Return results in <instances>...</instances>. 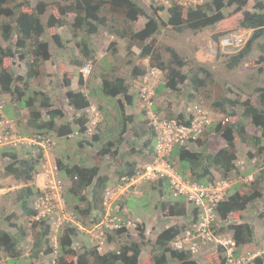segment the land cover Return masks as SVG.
<instances>
[{
    "label": "trees",
    "instance_id": "1",
    "mask_svg": "<svg viewBox=\"0 0 264 264\" xmlns=\"http://www.w3.org/2000/svg\"><path fill=\"white\" fill-rule=\"evenodd\" d=\"M26 1L0 0V91L11 97L17 115L22 109L28 111L29 118L26 125L29 126L28 129L33 130L32 132L27 130L30 137L55 143L53 134L59 139L76 135L84 136L90 123L86 110L91 106V101L81 90L66 92L68 106L74 114L72 119L59 124V120L68 116L67 111L53 102L45 92L32 89V81L41 75L42 65L52 59L50 41L40 40V38L49 29L55 27L67 26L69 28V32L76 41L75 48L87 60L94 57L91 47L93 37L99 34L101 29H108L111 33L128 40L129 56L134 55V47H139L138 57L149 61L150 71L145 66L134 64V60L129 61L132 64V79L149 76L155 68L165 74L164 84L156 86L155 91L170 90L178 93L181 91L180 86L188 85L191 89L190 104H201L205 101V93L214 82L212 72L203 66L186 71L188 62L175 48L171 46H164L161 50L158 48L157 33L163 24L156 16H149L145 10L146 7L140 4L141 0H75L72 3L58 4L57 9L60 13L58 18L52 14L46 17L50 7L49 3L38 1L33 6L29 0ZM182 1L171 0L172 4L167 9L169 17L164 23L167 29L178 33L185 30L198 33L212 28L214 30L212 39L215 42L220 41L223 36L232 31L252 30V36L246 46L230 58L228 64L230 69L236 68L250 54L253 45H258L264 53V43L259 42L264 37V0H206L203 4L190 7H185ZM250 1H252L251 4ZM158 9L163 10L164 8L161 6ZM69 14L74 15L73 22L67 20ZM141 17L146 21L139 30H136V22ZM109 21L113 25H109ZM62 38L60 34H56L52 37V41L59 48H66L69 41L68 44L64 43L61 41ZM116 46L117 43L113 41L109 49L111 47L115 52ZM163 49L170 55L169 63L164 60ZM6 59H17L20 65L24 64L25 74H17L5 67ZM262 60L261 57L260 61ZM74 61L79 67L84 64L79 59ZM86 64L91 65L90 62ZM65 85L69 87L70 81L65 80ZM78 85L79 89L86 85L82 72L79 74ZM101 88L105 98L113 103L115 128L119 134L111 138L110 133L105 134L99 130L93 136L79 140L80 147L100 146L94 157L93 167L66 162L61 156L55 158L62 176L68 183L67 196L69 195L75 202L72 208L75 210L79 223L85 229L81 230L76 225L67 224L58 237V248L55 251L50 243L51 230L48 223L33 222L36 214L34 201L40 191L34 185V181L41 169L44 151L38 146L3 147L2 149H6L3 158L7 161V165L3 168V177L19 185L13 195L25 217V222L29 228L31 227L33 243L27 258L29 261L23 263V244L28 227L25 222L24 225L13 224L17 219L16 214H5L4 217H0V261L6 259L4 264H36L35 261L38 264H46L45 258L51 261V256L56 254L51 264H200L190 252L179 251L170 244L178 234L186 229V224L165 227L158 235L147 240L145 223L138 222L136 235L129 236V233L124 231L109 235L108 241L113 243L116 250L104 253H100L92 242L93 237L87 231L100 221L103 212V194L111 183V177L101 172L104 160L107 157L119 160V165L115 166V175L118 177L132 175L136 171L137 161L134 159L133 147L129 154L121 155L119 151L133 126L136 127L134 132L136 137L141 134L147 136L142 145L143 149H149L150 155L154 152L152 144L154 134L151 127H148L149 120L146 117V111H142L141 114L128 111V107L134 108L137 105L135 96L131 94L129 82L123 77H113L107 72L102 75ZM227 91L230 92L225 90V96L222 95L221 98L211 103L212 109L220 114L221 118L211 126L206 133V138L199 139L193 149L177 146L172 152L171 161L175 162L184 177L193 181L209 184L217 178H228L235 172L238 173L235 161L239 154L237 146L239 143L248 147V157L256 156L264 162V85L255 89L258 95L256 105L250 98H230ZM142 108L147 110L148 107L143 104ZM154 108L157 109V105ZM3 113H5V108ZM169 115L173 116L172 113ZM137 117L141 119L140 122H137ZM176 118L179 121L186 120L182 113ZM105 119L108 120L106 116ZM16 122L18 123L17 120ZM249 126L257 128L260 134L250 133ZM111 132L116 135L115 131ZM211 138L213 141L221 140V143L217 141L220 144L219 148L210 149ZM21 148L27 152L23 156L20 155ZM138 151L136 153H141ZM144 158L148 159L149 155ZM263 185L264 168L250 183L249 190L243 191L242 187L237 186L227 200L220 204L221 219L228 221L231 214L237 213L238 215L248 205L261 199ZM150 189H155L159 193V198L155 199L154 208L163 217H175L187 221L193 216L189 214V207L184 201L174 200L169 196L168 185L163 181L145 184L142 188V195L128 197L124 205L128 208V201L132 199L142 201ZM144 207L141 205V210H145ZM226 221L225 226L217 229V234L228 228L233 232V238L239 247L256 241L255 227L251 222L243 217L237 222ZM6 222L12 226L17 225L18 231L9 232L4 227ZM128 237L133 240H127ZM119 238L126 241L119 242ZM146 245L151 248V259L144 261L141 256L143 246ZM223 259L222 249L218 248L217 252L211 253L208 264H220ZM255 264H264V256L257 258Z\"/></svg>",
    "mask_w": 264,
    "mask_h": 264
},
{
    "label": "rangeland",
    "instance_id": "2",
    "mask_svg": "<svg viewBox=\"0 0 264 264\" xmlns=\"http://www.w3.org/2000/svg\"><path fill=\"white\" fill-rule=\"evenodd\" d=\"M18 2H24L26 0H17ZM38 1H45L50 4L49 10L46 13V17L51 14L60 17V13L57 9L58 4L72 3L75 0H29L30 4L33 6ZM27 2V1H26ZM141 5L146 7V11L149 16L157 17V19L165 26L161 25L160 31L157 33V45L161 50L164 46H171L176 48L178 53L188 62V67L186 71H190V68H197L203 66L208 71L212 72L214 77V82L210 85V89L206 91V99L201 103L204 107L211 111L216 120L221 118L220 114H217L213 109L211 103H214L216 99L221 98L222 95L225 96V90L230 92L227 95L230 98L240 97L241 99L250 98L253 104L258 103V95L255 92V89L258 86L264 85V53L261 51L258 45H253L250 54L234 69L228 67L230 58L238 53V51H232L229 49H224L220 46V42H215L212 39L213 29L207 28L201 32L195 33L191 30H185L181 33L175 32L171 29L166 28L164 22L167 21L169 14H167L166 7L172 4L171 0H141ZM168 2V3H166ZM185 7L195 6L198 4H203L206 0H183L182 1ZM252 1H250V4ZM163 7V10H159V7ZM233 9V8H232ZM231 9V10H232ZM74 15L69 14L67 20L73 22ZM145 18H140L135 25V29L139 30L145 23ZM109 25H113L109 21ZM120 26H122L120 24ZM237 32L245 33L247 36V42L250 40L252 33L250 30H236ZM56 34H60L62 42L68 44L66 48H59L52 41V37ZM49 40L50 41V50L52 54V59L45 62L41 67V75L39 78L32 81V89H37L45 92L48 96L52 98V101L58 104L59 107H63L68 116H64L63 119L59 120L58 123H64L73 117V110L68 106L66 99V92L69 90L77 91L79 89L78 81L80 70L83 68L86 62L91 63V73L86 75L85 81L86 85L82 90L90 99L91 106L86 110L89 115L90 123L88 124V131L86 135L80 136L76 135L71 138L59 139L53 134L55 145L52 148V159L61 156L65 159L66 162L70 163H81L87 165L88 167H93L95 165L94 157L97 155L100 146L98 147H80L79 140H82L84 137H91L96 134L99 130L103 133H110V137L114 138L119 132L115 128L114 121V111L113 103L105 98L102 94L101 80L103 73L109 72L113 77L120 76L123 77L129 82L131 88V94L135 96L137 105L134 108H129L128 111L135 114H141L142 111H146L142 108L144 101L140 97V89L142 85L141 78L132 79L131 70L132 64L129 61L134 60V64L145 66L150 71V65L148 59H140L138 57L140 53L139 47H134V55H128V40L122 39L116 34H113L108 29H101L99 34L95 35L91 41V47L94 51V57L92 59H85L81 52L75 48V42L72 34L69 32L67 26L62 28H51L49 29L40 40ZM115 41L117 43L116 51L113 52L112 48L109 46L111 42ZM246 42V44H247ZM260 43H264V37L259 40ZM245 44V46H246ZM244 46V47H245ZM243 47V48H244ZM242 48V49H243ZM164 60L166 63L171 61L170 55L167 52H164ZM263 58L260 61V58ZM75 59L83 61L84 64L82 67L75 65ZM4 66L10 70L15 71L17 74H25L26 68L25 65H20V62L17 59H6L4 61ZM114 74V75H113ZM84 76V75H83ZM151 77V76H150ZM65 80L70 81V86L65 85ZM157 87L164 84L165 74H161L158 77L151 78ZM219 87V89H218ZM157 89V88H156ZM180 92H172L170 90H163L154 92L152 96V110L157 112L160 115L166 117H174L179 113L185 112L190 107L189 94L191 93L190 86H180ZM6 96V99L5 97ZM0 99L5 104V114L10 119H15L18 121V129L21 135L30 137V133L33 130L26 125V122L29 118V113L25 109L23 114L19 112L16 114L14 108V102L9 95L3 94L0 91ZM10 101L11 103H6ZM145 105V104H144ZM157 105V109L154 106ZM102 106V107H101ZM169 113H172L173 116H170ZM80 114V113H79ZM105 116L108 118L105 119ZM147 119L148 114H146ZM149 120V119H148ZM141 119L137 117V122H140ZM140 124V123H139ZM150 128V125L148 126ZM136 127L130 130L127 140L120 146L119 151L121 155L129 154L132 150H135L134 159L141 160L143 156L149 155V149H143L142 145L147 136H142L134 134ZM115 131L116 135L111 132ZM256 134L260 132H255ZM218 142L221 140L217 139ZM217 141H210V149L219 148L220 144ZM221 143V142H220ZM241 156H246L248 148L243 146L242 143H239ZM136 148V149H135ZM139 150V151H138ZM141 152L142 154L136 152ZM4 152L6 149L0 148V217H4L5 214L14 213L16 214L17 219L14 220L13 224H23L25 222V217L22 215V211L19 207V204L16 202L13 192L19 188V185L12 181H7L3 177V168L7 165V161L3 158ZM27 152L24 148L20 149V155L23 156ZM129 157V156H127ZM119 158V157H118ZM259 158V157H258ZM143 162H146L147 159L143 158ZM140 162V165L143 164ZM262 161H259V163ZM119 165V160H116L113 157H107L104 160L103 167L101 168L102 174H107L111 177L113 181L116 177L115 175V166ZM254 173V180L259 175L260 171H257L256 168L251 167L246 176L249 173ZM114 178V179H113ZM113 179V180H112ZM253 180V181H254ZM253 181L248 182H239L234 187H242L243 191L249 190V185ZM68 187V185H67ZM263 196L258 201L253 202L248 205L246 211L243 213L248 220L254 225L255 233H257L258 238L261 239V242L258 243L257 249L262 245L264 241V185H263ZM159 198V193L155 189H150L147 191L145 198L142 201H134V199L128 201V209L139 219L142 217H147L148 223L154 219L158 214V211L154 208L155 199ZM67 202L70 208H72L75 203L72 198L68 195ZM141 205L145 206V210H141ZM150 215V216H149ZM260 215V216H259ZM239 216V214L237 215ZM150 217V218H149ZM26 223V222H25ZM161 225V223H159ZM27 225V223H26ZM150 225V224H149ZM19 226V225H18ZM4 227L7 228L9 232H17V225L12 226L9 223H4ZM28 227V225H27ZM26 228V227H25ZM152 228V231H151ZM156 226L150 225L149 233L151 232L154 237L157 234ZM33 232L31 227L26 229V236L24 238V257L22 258L23 263L29 261L28 256L33 243ZM82 241L81 239H79ZM252 248L254 246H251ZM150 246H143L142 258L144 261L151 259ZM56 254L51 256V261L54 260ZM6 259L1 260L0 264H4ZM49 259L44 260L46 264H51ZM206 261V260H205ZM36 264H38L35 261ZM202 263H204L202 261Z\"/></svg>",
    "mask_w": 264,
    "mask_h": 264
},
{
    "label": "built area",
    "instance_id": "3",
    "mask_svg": "<svg viewBox=\"0 0 264 264\" xmlns=\"http://www.w3.org/2000/svg\"><path fill=\"white\" fill-rule=\"evenodd\" d=\"M246 42L245 33L230 32L220 39V46L239 51ZM83 72L85 75L90 74L91 67L87 65ZM152 74L156 77L161 72L153 70ZM155 89L156 84H152L146 77L140 95L148 107L150 126L155 134L154 152L144 164L137 166L132 175L117 176L108 185L102 198L103 212L100 221L87 231L93 237L92 242L99 251H102L107 247L108 237L112 233L136 231L137 220L124 205V201L130 196H141L145 184L163 181L168 185L169 196L174 200L184 201L189 207V214L193 215L189 216L188 224L185 221L186 229L175 238L173 247L179 251H188L193 256H201L206 251L209 253L221 246L225 252L220 264H251L256 257L264 254V250L252 253L251 250L242 249L243 246H237L229 231L217 234L218 224L221 222L219 206L227 200L234 185L254 180L253 173L247 177L243 176L249 165L263 168L264 162L259 163L258 158L250 161L238 160L236 163L238 173L235 172L228 178H217L209 184L184 177L175 162L171 161L172 152L177 146L192 145L201 138L213 121L212 115L199 104L190 108V113L186 116L187 122L157 115L151 110ZM3 108L4 105L0 101V147L38 146L44 151V160L34 181V185L40 191L34 201L36 214L33 221L48 223L51 230L50 238L56 251L58 237L67 224L76 225L81 230L85 228L79 223L75 210L68 205L67 181L49 154L54 143L23 137L17 129L16 121L8 119L3 113Z\"/></svg>",
    "mask_w": 264,
    "mask_h": 264
},
{
    "label": "clouds",
    "instance_id": "4",
    "mask_svg": "<svg viewBox=\"0 0 264 264\" xmlns=\"http://www.w3.org/2000/svg\"><path fill=\"white\" fill-rule=\"evenodd\" d=\"M171 6V5H170ZM169 6V7H170ZM168 7V8H169ZM169 17V16H168ZM167 22V21H166ZM166 22H164V23H166ZM251 31V30H250ZM232 32H237V31H232ZM239 32V31H238ZM253 33V32H252ZM220 42V41H219ZM245 46V45H244ZM240 51V50H239ZM87 65H89L90 67H91V65L90 64H86L85 66H83V68L81 69V72H82V74L84 75V77L86 76L85 74H84V72H83V69L87 66ZM154 70H157V69H155L154 68ZM91 71H92V69H91ZM91 73V72H90ZM162 74V73H161ZM160 74V75H161ZM89 75V74H88ZM151 76V77H150ZM159 75H157L156 77H158ZM148 78L149 79V81H151V83L153 84V83H155V82H153L152 80H151V78H153V77H155L152 73L148 76V75H146V76H144V77H141V83H140V85H142L143 86V82H144V79L145 78ZM156 86H157V84H156ZM79 90V89H78ZM77 90V91H78ZM82 91V90H81ZM140 97H141V95H140ZM142 99V98H141ZM143 100V99H142ZM0 101H1V99H0ZM2 103H3V105H4V108H5V104H4V102L3 101H1ZM145 104V103H144ZM195 104H198V103H195ZM195 104H193V105H195ZM146 105V104H145ZM152 105H153V101H152ZM192 104L190 105V107L188 108V110L186 111V113L185 112H182V114H184L185 115V121L184 122H187V118H186V116H187V114L188 113H190V108L193 106ZM199 105H201V106H203L202 104H199ZM204 107V106H203ZM3 108V109H4ZM206 108V107H205ZM207 109V108H206ZM151 110H152V107H151ZM153 111V110H152ZM210 113H211V111L210 110H208ZM148 112V108H147V110H146V114H148L147 113ZM154 113H156L157 115H160V114H158L157 112H155V111H153ZM180 114V113H179ZM4 115L6 116V114L4 113ZM178 115V114H177ZM176 115V116H177ZM211 115H212V119H213V121H212V123H211V125L210 126H208L207 128H206V130H205V132H204V134L201 136V138H199V139H205L206 138V133L208 132V130L211 128V126L215 123V121H216V119L214 118V116H213V114L211 113ZM160 116H163V117H166V116H164V115H160ZM176 116H174V117H166V118H169V119H172V118H175V119H177L176 118ZM7 117V116H6ZM148 117H149V115H148ZM8 118V117H7ZM8 119H10V118H8ZM149 119V118H148ZM10 120H14V121H16L15 119H10ZM178 120V119H177ZM179 121V120H178ZM17 123V122H16ZM17 125H18V123H17ZM149 125H150V119H149ZM151 127V126H150ZM151 129H152V127H151ZM152 131H153V129H152ZM20 133V132H19ZM153 134H154V131H153ZM23 136V135H22ZM23 137H27V138H33V137H28V136H23ZM198 139V140H199ZM197 140V141H198ZM196 141V142H197ZM196 142L194 143V144H192V145H186V147H188V148H190V149H193L194 147H196ZM154 143H155V134H154V140H153V142H152V144H153V147H154ZM54 145H55V143H54ZM53 145V146H54ZM143 147V146H142ZM0 148H3V147H0ZM53 148V147H52ZM145 149V148H144ZM39 150V149H38ZM50 155H51V151H50V153H49ZM142 153H140L139 155H141ZM149 154V153H148ZM52 156V155H51ZM147 155H145V156H143L142 157V159L144 158V157H146ZM150 154H149V158H150ZM148 158V159H149ZM253 158H258V157H256V156H254ZM253 158H250V157H248L247 155L246 156H239V154H238V158H237V160L235 161V166H236V169H237V165H236V163H237V161L238 160H241V159H246L247 161H250L251 159H253ZM142 159L141 160H136L137 161V166H139L140 165V162H143L142 161ZM146 159V158H145ZM55 161V160H54ZM258 161H261V160H259V158H258ZM56 162V161H55ZM145 162H143V164H144ZM261 163V162H260ZM263 163V162H262ZM57 164V163H56ZM251 167H253V166H251V165H249V167H248V169H247V171L246 172H248V170L251 168ZM259 167V166H258ZM255 168V167H254ZM260 168V169H259ZM259 168H256V170L257 171H261L263 168H261V167H259ZM246 172L245 173H243V176L244 177H247L246 176ZM253 173V172H252ZM250 174V173H249ZM254 174V173H253ZM117 177V176H116ZM114 179V178H113ZM112 179V180H113ZM112 182V181H111ZM67 185H68V183H67ZM235 186V185H234ZM233 186V187H234ZM233 188L229 191V195H228V197L233 193ZM130 211V210H129ZM246 211V209L242 212V215H243V213ZM131 212V211H130ZM132 213V212H131ZM132 215L134 216V218L137 220V224H138V222H142V218L141 219H139V218H137L133 213H132ZM237 215V213H235V214H231L230 216H229V218H228V221H226V222H231L232 223V221H234V222H237V220H236V218H235V216ZM239 215H240V213H239ZM150 216V215H149ZM145 217V216H144ZM150 218V217H149ZM244 218V217H243ZM238 219V218H237ZM185 221L186 220H184V219H181V218H175V217H168V218H165V217H163L159 212H158V214L154 217V219L151 221V223H149L150 225H151V227L152 226H156L157 228H155L156 229V231H157V234L156 235H158L161 231H162V229H164L165 227H170V226H172V225H174V224H188V222L186 221V223H185ZM225 221H223L222 219H221V222L218 224L219 225V227H218V229H220V228H222V226L224 225L225 226ZM33 222H35V221H33ZM144 222V221H143ZM145 223V222H144ZM158 223H161V225L159 224V226H157V224ZM153 224V225H152ZM187 224H186V226H187ZM150 225L148 226V230H147V228H146V237H147V240H151L152 238H153V236H152V234H151V232L149 233V229H150ZM145 226H146V224H145ZM151 231H152V228H151ZM224 231H229V233H230V235L232 236V238H233V232L231 231V230H229L228 228H226V229H224ZM223 231V232H224ZM127 233H129L128 235L129 236H131V235H136L137 234V230L136 231H126ZM183 233V232H182ZM181 234V233H180ZM180 234H178L175 238H177ZM155 235V236H156ZM175 238L171 241V245L173 246V242H174V240H175ZM234 239V238H233ZM122 240H123V242H125L126 240L125 239H121V238H119V242H122ZM127 240H133V239H131L130 237H128L127 238ZM256 240H257V237H256ZM236 242V241H235ZM257 241H255L254 243H251V244H248V245H243V248L242 249H245V250H251V251H253L252 253H254V252H256L257 250H261V249H263L264 250V241H263V243H262V245L259 247V249H257L256 247H257V245H258V243H256ZM50 243L53 245V242H52V240H51V238H50ZM58 243V242H57ZM237 245V244H236ZM251 245L252 246H254L253 248L251 247ZM238 246V245H237ZM218 248H221L222 249V255H223V252H225V250L221 247V246H219ZM218 248H214L213 249V251L212 252H210L209 251V253L206 251V253L205 254H202L201 256H193V257H195V259L196 260H198V262L200 263V264H208V260H210V255H211V253H215V252H217V250H218ZM98 249V248H97ZM113 251V250H116L115 249V246L113 245V243H110L109 241H108V245H107V247L105 248V250H102V251H99L100 253H104V252H106V251ZM205 252V251H204ZM264 256V254L262 255V256H258V257H256L253 261H252V263L251 264H255V260L257 259V258H260V257H263ZM141 258H142V256H141ZM206 260V261H205ZM202 261L204 262V263H202Z\"/></svg>",
    "mask_w": 264,
    "mask_h": 264
},
{
    "label": "crops",
    "instance_id": "5",
    "mask_svg": "<svg viewBox=\"0 0 264 264\" xmlns=\"http://www.w3.org/2000/svg\"><path fill=\"white\" fill-rule=\"evenodd\" d=\"M166 3H168V2H166ZM169 7V6H168ZM168 7H166V11L165 12H167V9H168ZM167 14H168V12H167ZM168 20V19H167ZM251 32H252V30H251ZM176 49V48H175ZM5 97V99H6V96H4ZM6 103H11L10 101H7L6 100ZM24 110L25 109H22V110H20L19 112L21 113V114H23V112H24ZM18 112V113H19ZM248 131L250 132V133H253V134H256L255 132H259L258 131V129L257 128H255L254 126H249V128H248ZM258 134V133H257ZM213 139L211 138L210 139V141H212ZM243 144V143H242ZM238 146V149H239V156H241V152H240V145L238 144L237 145ZM243 146L245 147V145L243 144ZM247 147V146H246ZM248 148V147H247ZM241 217H244L248 222H250L249 220H248V216L246 217L244 214L242 215V213H240V215L239 216H235V218H236V220H237V218H238V220L241 218ZM142 221H144L145 222V224H146V228H147V230H148V226H149V223H148V219H147V217H142ZM237 220V221H238ZM153 225V224H152ZM253 225V224H252ZM157 226H159V223L157 224ZM253 227H254V225H253ZM255 235H256V237H257V242L256 243H259V242H261V239L260 238H258V235H257V233H255ZM252 246V245H251Z\"/></svg>",
    "mask_w": 264,
    "mask_h": 264
}]
</instances>
